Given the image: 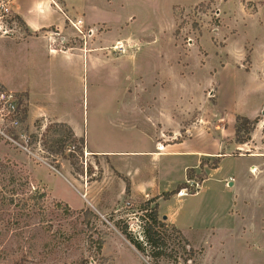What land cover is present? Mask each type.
<instances>
[{
  "label": "rangeland",
  "instance_id": "1",
  "mask_svg": "<svg viewBox=\"0 0 264 264\" xmlns=\"http://www.w3.org/2000/svg\"><path fill=\"white\" fill-rule=\"evenodd\" d=\"M108 1L88 2L89 26H78L82 33L72 25L82 21L77 18H70L68 31L61 36L49 30L56 38L50 45L53 52L88 46L85 61L77 59L78 50L75 60L63 52L53 54L42 41L27 47L0 40L4 82L0 92L16 93L20 109V125L4 127L5 135L15 137L17 143L0 137V159L23 166L35 187L48 194L45 205L30 206L20 225L7 227L0 221V264H264L260 135V148L249 144L252 135L248 147H243L226 130L225 143L242 149L225 156L217 169L212 168L219 156H202L205 167H199L190 180L201 184L198 194L175 195L162 204L165 213L181 215L185 229L188 244L159 214L166 224L159 230L166 242L163 247L167 253H177V261L152 258L149 246L142 253L123 233L127 228L128 235L145 243L146 215L154 205L122 202L116 212L100 215L90 207L80 209L84 200L73 187L95 182L92 179L104 174L98 157L87 152L103 155L106 161L119 153L155 150V143L161 150L183 140L208 147L215 143L213 120L227 115L228 127L239 117L234 110L230 114L224 110L230 104L251 117L264 103V0ZM10 2L0 0V38L24 43L30 35L16 22L13 11L4 12ZM47 35L43 31L38 36L45 40ZM251 54L250 75L252 61L246 58ZM225 67L226 72L219 74ZM163 83L167 87L159 88ZM22 84L36 88L35 100L58 104L57 110L82 130L86 140L76 138L67 124L30 120L26 92L16 90ZM220 85L231 98L218 105L213 88ZM200 117L211 123L191 139L186 131L200 123ZM256 118L260 122L253 133L264 122V110ZM175 131L177 137L171 134ZM112 162L124 172L139 165L121 158ZM197 164V157L163 155L157 164L163 189L169 192L179 182L184 184L189 179L184 167ZM201 178L206 180L201 183ZM65 206L71 213L64 211ZM85 210L100 218L87 226ZM43 219L50 223L47 229ZM99 234L104 260H99L89 241Z\"/></svg>",
  "mask_w": 264,
  "mask_h": 264
},
{
  "label": "crops",
  "instance_id": "2",
  "mask_svg": "<svg viewBox=\"0 0 264 264\" xmlns=\"http://www.w3.org/2000/svg\"><path fill=\"white\" fill-rule=\"evenodd\" d=\"M90 0H12V3L10 2L11 11L15 13V15L20 16L23 21L26 23L28 28V33L30 34V37L26 39L24 43L18 44L17 41L14 39H8L7 37H1L0 40H5L8 42H11L14 46H29V43L32 41L41 42L42 44H45V46L49 49V52H53L51 50L50 45L52 42L56 40L55 37H53V33L49 32V30L54 29L56 31V36H61L64 32L68 31L69 26V20L77 18L82 19L84 21V24L86 26H89L88 20H87V7L88 2ZM107 2H110L107 0ZM45 31L48 35L47 37H44L45 40L38 35H41L42 32ZM55 35V34H54ZM62 40H65L62 38ZM40 44V45H42ZM88 45V42H86ZM78 50V58L76 57L75 52ZM91 49H88V46L83 49L82 47H72L69 48L66 51H54L53 54H58L59 52H63L67 58L74 59L75 57L77 59H81L83 57L84 61L86 60V54L89 53ZM75 56V57H74ZM75 60V59H74ZM251 69L250 72H247L248 74H252L253 71V57L251 54ZM227 68H223L219 74H224L226 72ZM264 71V67L262 68V72ZM264 79V77H263ZM169 81V80H165ZM2 84L4 82L0 80ZM170 82V81H169ZM167 83H163L159 86V88H166ZM264 86V82L262 83ZM5 86H7L5 84ZM166 86V87H165ZM157 87V85L155 86ZM220 85L218 88H213L216 90V98L218 105L221 104V100L225 97L231 98V96L225 93V87H222ZM35 87L31 86V84H22L19 88L16 90H23L26 92L27 97V107H28V115L30 120H37V119H43L46 120H52L54 122L60 123V124H67L69 127H71L74 135L76 138H84L85 136H82V130L80 128L76 127L70 120H68V116L66 114L61 113L60 110L56 108L58 104L56 103H49L44 101H39L34 99V92ZM13 90V89H11ZM236 102H234L235 104ZM219 108V107H218ZM227 111V114H230L231 111H235L237 115L241 117H246L249 119H254L258 116L259 112H262L264 110V103H261L259 107H257L255 110H253L250 114L251 117L243 116L240 114L241 112L238 111L236 107H234L233 104H230L228 108L224 109ZM164 112V116H165ZM202 120V122H201ZM227 121V115L223 118H220L219 120L215 121L213 120L212 125H214V128L212 129L213 137L212 140L215 141L214 144H211L208 147H204V145H192L191 143H188L186 140L174 144H169L167 147L164 146V149L161 150L158 148V146L155 143V150H151L149 152H138V153H119L118 156H108L106 157V161L104 160L103 155H99L94 152H87V154L90 153L95 157H98V160L101 164L102 170L104 172L103 177L100 181L95 182H89L87 181L85 185L79 184V186L75 187L73 184V187L76 188L77 192L79 193L80 197L83 201L84 206L80 209L84 208H91L97 214L104 215L109 212H116L117 208L120 203L126 202V205L129 206L133 203H143L144 205L150 203L151 205H154L157 203L159 205V214L162 218H166L167 222L180 230L181 232H184L185 229L182 228V219L181 215L178 214V212H174L172 214L165 213L162 209V204L166 203L168 200H164L162 198H158L161 194L166 193L167 190L163 189V181L161 178V169L157 166V164L160 161V158L163 155H178V156H185V157H197L198 164L197 166L192 167L191 165H186L184 167V171L187 178V173L189 170H194L195 172H198L200 164H201V158L202 156H219L223 157L221 160L225 158V156L231 155L232 152L238 151L242 149V146H238L235 143L228 144L225 143V140H227L229 135H226V130L230 132V136L234 137L236 133V118L235 121L232 120L229 121L228 127L225 126V122ZM200 123H196L191 129H189L186 132H189L191 135V139H194L195 134H200L202 130H205L211 123L210 120L205 119L203 117H200L199 120ZM160 124L162 125V122L160 121ZM206 124V125H205ZM208 124V125H207ZM165 126V125H164ZM175 129L177 126H179V122H176L174 124ZM173 126V127H174ZM260 129H257L252 134V140L249 144L252 146H255L256 148H260L263 144L261 142V139L259 138V135L261 136L262 140H264V122H262ZM182 129V128H180ZM209 133V131H208ZM171 134H175L174 137H177V132H173ZM86 140V139H85ZM249 144L243 145V147H248ZM97 154V155H95ZM126 159L128 162H138L139 165H137L134 169L127 170L126 172L122 171L118 168L117 165L112 162L114 159ZM110 163H109V162ZM115 171L118 173L126 176L131 181V193L130 195H127L125 192L126 184L122 179H120ZM124 172V173H123ZM185 178V179H186ZM231 179V178H230ZM187 180H185L186 183ZM171 184V182H170ZM168 184V185H170ZM181 183L179 182L178 185ZM232 185V184H231ZM171 187V186H170ZM176 188V187H175ZM170 189L169 192L175 190ZM169 189V188H165ZM191 194L188 196H194L197 195ZM185 196V197H188ZM177 198H182L177 196ZM131 202V203H129ZM116 208V209H115Z\"/></svg>",
  "mask_w": 264,
  "mask_h": 264
},
{
  "label": "trees",
  "instance_id": "3",
  "mask_svg": "<svg viewBox=\"0 0 264 264\" xmlns=\"http://www.w3.org/2000/svg\"><path fill=\"white\" fill-rule=\"evenodd\" d=\"M15 20L22 27V29H25V31L28 32L27 25L20 16L15 15ZM246 60H251L250 55L247 56ZM259 122V118L252 120L246 117H237L235 133L237 143L247 144L251 140V135ZM80 143L83 144L84 140L80 141ZM222 158L223 157H219L217 159V163L212 169H217L219 167ZM204 167L205 163L201 162L200 168L203 169ZM26 173L27 172L24 170L23 166H18L8 158L0 159V221L2 220L1 222H5V226L7 227L10 225L13 226L15 224L20 225L22 219L30 214L29 210L32 204L33 207L39 208V206L45 205V200L48 198V194L45 191H41L38 187H35L34 180L31 179L30 174L27 175ZM115 173L120 179L124 181L126 184L125 192L127 195H130V179L118 173L117 171H115ZM195 175L196 172L194 170H189L187 173V178H189L188 180L194 179ZM102 176L103 173L96 179H92V181H100ZM205 180L206 178L199 179L201 183H203ZM184 187H186L185 183L179 185L177 189L171 192L161 194L158 198L170 200L173 196L178 195V193ZM63 209L68 214L71 213L68 206H65ZM84 218L85 224L90 226L93 220L99 219L100 217L90 210H85ZM146 218H148V223L145 224L143 231L145 243L134 239L131 237V235H128L127 228H124L123 233L127 236L128 240L142 253L147 252L145 247L149 246L150 256L152 258H168L170 260L174 259L177 261V253H167L166 249L163 247L165 246L166 242L161 238L159 230L165 228L166 224L159 219V205L157 203H155L153 208L150 209V212L147 213ZM42 224L44 225V228L47 229V225L50 223L43 219ZM16 230L21 229L17 228ZM174 232L178 234V238L188 244V241L180 230L174 227ZM89 241L95 248V252L99 257V260H104L105 258L102 257L104 244L101 234H99L97 239H95L92 235ZM180 246L184 254H189L183 245L180 244Z\"/></svg>",
  "mask_w": 264,
  "mask_h": 264
},
{
  "label": "built area",
  "instance_id": "4",
  "mask_svg": "<svg viewBox=\"0 0 264 264\" xmlns=\"http://www.w3.org/2000/svg\"><path fill=\"white\" fill-rule=\"evenodd\" d=\"M6 15L11 12V7H6L4 9ZM75 29L82 33L78 26H83V20L78 21L77 24H72ZM20 109H19V101L17 99L16 93L12 92H0V137L10 142L11 144L17 143L15 137L6 136L4 133V127L6 125L10 126L8 128H16L20 125ZM73 147H70L72 150ZM186 187H184L177 196L185 197L191 195L193 193H197L201 188V184L197 181H186ZM195 191V192H193Z\"/></svg>",
  "mask_w": 264,
  "mask_h": 264
},
{
  "label": "bare ground",
  "instance_id": "5",
  "mask_svg": "<svg viewBox=\"0 0 264 264\" xmlns=\"http://www.w3.org/2000/svg\"><path fill=\"white\" fill-rule=\"evenodd\" d=\"M116 49L118 50V49H119V47H116Z\"/></svg>",
  "mask_w": 264,
  "mask_h": 264
},
{
  "label": "water",
  "instance_id": "6",
  "mask_svg": "<svg viewBox=\"0 0 264 264\" xmlns=\"http://www.w3.org/2000/svg\"><path fill=\"white\" fill-rule=\"evenodd\" d=\"M164 220H166V218L164 217Z\"/></svg>",
  "mask_w": 264,
  "mask_h": 264
}]
</instances>
